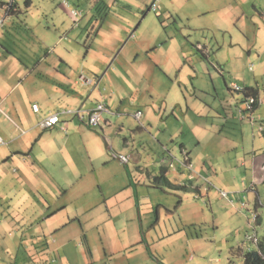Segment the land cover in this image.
I'll return each instance as SVG.
<instances>
[{
  "label": "crops",
  "instance_id": "1",
  "mask_svg": "<svg viewBox=\"0 0 264 264\" xmlns=\"http://www.w3.org/2000/svg\"><path fill=\"white\" fill-rule=\"evenodd\" d=\"M29 1L10 14L0 1V264L178 263L203 249L191 228H217L241 198L247 227L260 222L264 0H77L78 16ZM247 96L260 103L238 121ZM99 101L112 112L96 128L71 114L38 126ZM191 200L211 212L186 217Z\"/></svg>",
  "mask_w": 264,
  "mask_h": 264
},
{
  "label": "rangeland",
  "instance_id": "2",
  "mask_svg": "<svg viewBox=\"0 0 264 264\" xmlns=\"http://www.w3.org/2000/svg\"><path fill=\"white\" fill-rule=\"evenodd\" d=\"M5 3H9L11 0H0ZM16 2L21 7H24L27 0H12ZM69 7L64 6V0H32L33 4H35V8H39L40 6H50L53 5L57 9V14L62 13V8L59 5L63 6L64 9L69 8V10H73L72 8L76 7L77 0H68ZM31 8V7H30ZM45 9V8H42ZM61 9V10H60ZM37 14V12L35 11ZM69 16V24H71L72 20L70 18V13H67ZM151 19L155 21L156 25H160L158 18L156 17V13L152 12ZM149 18H147L148 20ZM28 26L32 28L33 32H38V36L41 38L42 36V29L39 27L38 20L35 17H32L30 14L29 19L27 20ZM170 26V25H169ZM39 47L43 48L41 51L44 52V47L38 42ZM36 45V44H35ZM170 81L172 82L171 78ZM178 156L181 160L182 154L180 152V145L178 144ZM160 156V155H159ZM162 156V155H161ZM160 156V157H161ZM177 167L178 165L175 164ZM179 173V172H178ZM230 192V191H228ZM154 193H160L158 191H154ZM181 195L182 193H178ZM221 195V194H220ZM175 196V195H173ZM182 196V195H181ZM179 197H175L172 203V209L174 206H177ZM241 203H247L249 208H253V205L250 201L248 202L247 199L241 198L238 203H234V208L237 209L235 213V217L226 218L225 220H219L218 227L213 228L212 226L208 227L205 224L198 223L196 226H191L190 232H193V236L196 237L197 235L200 236L198 242H202L203 249L199 252H193L190 250L186 252L182 259L179 260L178 263H171V264H242L243 263V255L245 252L256 249V244L254 242H247L248 236L252 233L257 235V242L259 239L264 240V208L259 210L260 215V222L255 224H251L250 227H247V221L245 216H241L238 214V209ZM181 204V203H180ZM179 205V204H178ZM190 206H197L199 208H203V213L206 214L205 211L209 213L211 210L207 205L204 203L201 204L198 200H191L188 204L184 205V214L187 217V208ZM215 209V208H214ZM213 209V210H214ZM247 217L250 212L245 211ZM243 214V213H242ZM256 215V214H255ZM255 215H250L249 218L255 221ZM161 229L163 227H168L169 232L176 230L180 226L178 213L175 215V218H169L165 223L164 221L161 222ZM255 228V230L253 229ZM159 230V228H157ZM237 249L243 250V253L239 252ZM195 255V260L191 261L190 256ZM156 262V261H155Z\"/></svg>",
  "mask_w": 264,
  "mask_h": 264
},
{
  "label": "built area",
  "instance_id": "3",
  "mask_svg": "<svg viewBox=\"0 0 264 264\" xmlns=\"http://www.w3.org/2000/svg\"><path fill=\"white\" fill-rule=\"evenodd\" d=\"M64 4L69 5V1L64 0ZM156 7H157L156 3H152L151 8H153V10H154V9H156ZM70 12L74 16H78L80 14L79 12H77L74 9L70 10ZM4 20H5L4 17H0V29L4 25ZM231 88L235 91L240 90V87L236 83H233ZM258 102H259V99L254 98V97H249L245 102V107H246V109L251 111L253 106ZM32 109L35 113H39V111H40L39 106L36 103L32 105ZM110 112H112V111L110 110L108 105L104 101H99L96 104V106L91 110H84L83 111L80 109H61L58 111L49 112L48 114H45L39 118L38 126L42 129L51 128V127H53L59 123L60 116L62 114H71V115H77L78 117L84 116L87 119L89 125L91 127L96 128L99 125L101 115L104 113H110ZM1 114H2V110L0 108V115ZM139 115H140V112L136 113V117H139ZM2 144H4V141L0 136V145H2ZM121 158L123 161H127V157L121 156ZM222 195L225 196L226 193L222 192ZM246 240L255 243V242H257V237H256L255 233H252L250 236L247 237Z\"/></svg>",
  "mask_w": 264,
  "mask_h": 264
},
{
  "label": "trees",
  "instance_id": "4",
  "mask_svg": "<svg viewBox=\"0 0 264 264\" xmlns=\"http://www.w3.org/2000/svg\"><path fill=\"white\" fill-rule=\"evenodd\" d=\"M29 2L30 1L27 0L25 2V4L29 5ZM10 12H12V10ZM28 35L30 36L29 33H28ZM14 43H15V41H14ZM247 95H253V93L247 94ZM247 97H250V96H247ZM247 97H245V99L242 100L240 102V104L242 103L245 105V102L248 99ZM236 111L238 113V115L236 116V119L237 120L239 119L240 121H242L244 119L239 115V111H241L244 114H248L250 112L248 109H246V107H238ZM167 181H168V178L166 176V169L163 168L161 171V174L159 176H156L153 178L152 183H153V185L156 186V185H160V184H165ZM238 251H239V249H238ZM242 264H264V240L263 239H259V241L257 242V245H256V249L250 250V251H247L244 253Z\"/></svg>",
  "mask_w": 264,
  "mask_h": 264
},
{
  "label": "clouds",
  "instance_id": "5",
  "mask_svg": "<svg viewBox=\"0 0 264 264\" xmlns=\"http://www.w3.org/2000/svg\"><path fill=\"white\" fill-rule=\"evenodd\" d=\"M13 1L11 0L10 1V3H8L9 5H8V7H7V12H6V14L7 13H11L10 11L12 10L13 11V9H14V4L12 3ZM5 18V17H4ZM4 22H5V20H4ZM4 26V25H3ZM232 89V88H231ZM233 90V89H232ZM243 89H241L240 88V90H237V91H235V90H233V91H235V92H240V91H242ZM250 97H254V98H257V99H259L257 96L255 97V96H250ZM249 98V97H248ZM260 103V99H259V102L258 103H256L254 106H253V108H252V110L248 113V114H244V113H242L241 111H239V115L243 118V119H245V117L246 118H248L246 115H251V113H252V111H253V109L256 107V105L257 104H259ZM243 107H245V105L243 106ZM218 191L221 193V195H222V192H225V191H223V190H221V189H218ZM226 193V192H225ZM223 196V195H222ZM223 197H227V193H226V195L225 196H223ZM255 220H256V215H255ZM256 235V234H255ZM256 237H257V235H256ZM246 240V239H245ZM257 240H258V238H257ZM247 241V240H246ZM247 242H249V241H247ZM255 244H257V242H255Z\"/></svg>",
  "mask_w": 264,
  "mask_h": 264
}]
</instances>
